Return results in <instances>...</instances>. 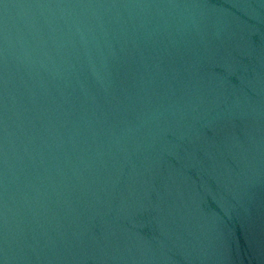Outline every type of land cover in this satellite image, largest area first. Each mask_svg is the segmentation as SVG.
Masks as SVG:
<instances>
[{
    "label": "water",
    "instance_id": "water-1",
    "mask_svg": "<svg viewBox=\"0 0 264 264\" xmlns=\"http://www.w3.org/2000/svg\"><path fill=\"white\" fill-rule=\"evenodd\" d=\"M0 264H264V0H0Z\"/></svg>",
    "mask_w": 264,
    "mask_h": 264
}]
</instances>
